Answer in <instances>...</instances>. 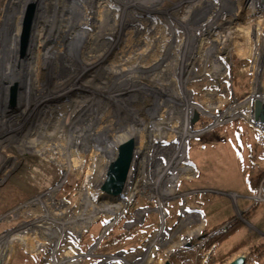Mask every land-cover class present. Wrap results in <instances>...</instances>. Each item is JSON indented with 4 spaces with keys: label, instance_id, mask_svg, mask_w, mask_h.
<instances>
[{
    "label": "rangeland",
    "instance_id": "rangeland-1",
    "mask_svg": "<svg viewBox=\"0 0 264 264\" xmlns=\"http://www.w3.org/2000/svg\"><path fill=\"white\" fill-rule=\"evenodd\" d=\"M34 1L0 0V70L16 20ZM39 1L46 11L38 4L24 54L17 41L15 69L25 73L0 92V246L10 241L3 264H23L19 249L36 264H182L184 256L203 263L207 254L194 239L207 223L243 221V205L256 203L243 198L246 165L251 145L264 151V131L242 114L260 95L261 73L264 87V0ZM232 54L248 60L238 84ZM129 122L152 125L161 144L143 148L123 194L107 197L99 184L114 136ZM180 139L185 158L174 172L168 164ZM164 169L167 180L158 183ZM255 198L245 220L253 228L229 237L216 255L248 235L261 244L256 255L264 249V197ZM119 226L134 231L99 249Z\"/></svg>",
    "mask_w": 264,
    "mask_h": 264
},
{
    "label": "trees",
    "instance_id": "trees-1",
    "mask_svg": "<svg viewBox=\"0 0 264 264\" xmlns=\"http://www.w3.org/2000/svg\"><path fill=\"white\" fill-rule=\"evenodd\" d=\"M231 62L234 65V72L232 74V78L234 83H239V74H237L238 68L241 66H245L248 63L247 59L239 58L236 54H232L231 56ZM260 69V68H259ZM262 82V73L258 76V80L254 81V83L257 84V86H254V90L259 88L261 86ZM257 99L264 100V96L261 95H254L250 96L246 101H250L252 103V106L249 108V111L243 112L242 116L245 115L249 118V120L254 119V103ZM205 122L202 121L201 124H204ZM255 125L262 129L264 131V124L260 122H255ZM244 131L247 133L249 131L248 128L245 130H238V141L240 142L243 138ZM0 139H3L0 137ZM5 140V139H4ZM259 143H255L254 145L250 146V160H249V166L247 169L248 172V184L250 187V190L252 193H258L261 191V196L264 197V151H261V154L259 155ZM259 147V148H258ZM256 207V204L253 208ZM242 217L244 219H248V214H243ZM146 222V219L144 223ZM240 220L239 219H231L228 221H224V223L219 225H206L203 229L201 235L194 239V243L196 245H200V252L202 255L210 253L212 248L215 245H218L222 243L225 239H227L232 233H234L239 225ZM33 225V224H32ZM34 226V225H33ZM134 229L126 230L123 228V226H119L116 230L110 231V233L101 241L99 249L108 250L111 249L118 244H120L122 241H124L128 236H130L133 233ZM10 242V241H9ZM7 242L6 244L0 246V264H3V259L5 257V253L7 252L6 245L9 244ZM28 244V243H26ZM261 245V244H260ZM246 246V242L242 241L239 244L232 247L229 251L226 253L219 255V256H213V252L211 251V254L208 258L205 259V264H227L230 262L236 255H238ZM259 245L252 246L248 249L247 254V261L246 264H249L253 261H259L264 256V249H261V252L257 254V257H255V254L257 253V250ZM22 251L25 255L24 263L28 264H36L31 259L36 256H30L27 253H25L23 250L19 249L17 251ZM23 263V264H24ZM182 264H202V259L196 260L194 256H184L181 258ZM41 264H45L44 259L41 260Z\"/></svg>",
    "mask_w": 264,
    "mask_h": 264
},
{
    "label": "bare ground",
    "instance_id": "bare-ground-1",
    "mask_svg": "<svg viewBox=\"0 0 264 264\" xmlns=\"http://www.w3.org/2000/svg\"><path fill=\"white\" fill-rule=\"evenodd\" d=\"M38 1V4L40 5V12H44V11H46L45 10V8L43 7V3H41V1H39V0H37ZM74 1V0H73ZM70 2H71V0H68V2H67V6H68V4H70ZM41 3V4H40ZM44 9V10H43ZM126 10V9H125ZM22 17V16H21ZM38 17V16H37ZM23 18V17H22ZM22 18H20L19 20H16L17 21V23L16 24H18L17 25V28H14L15 30L13 31V33H12V36H11V38H10V48H8L7 50H6V52H5V58H4V60H3V66H4V68L3 69H1L0 70V92H3V93H5L6 94V92H7V90L12 86L11 85V83H13L15 80H17L18 81V78H16V77H18V76H23V74L25 73V67H18L19 68V74L17 75V70L15 69V62H16V60H17V62H18V59L16 58V54H17V50H18V48H17V41H18V38H19V35H20V27H21V24H22ZM207 21H209V20H207ZM206 21V22H207ZM201 23V22H200ZM184 24H187V23H184ZM183 23H182V25H184ZM185 26V29H186V31H189L187 28H188V26H186V25H184ZM189 33V32H188ZM197 35H195V37H196ZM188 38V37H187ZM197 38V37H196ZM194 40H195V38H194ZM194 40H192V41H194ZM113 41V40H112ZM188 40H185L184 41V52H185V47H186V45H188ZM194 43V42H193ZM30 44V43H29ZM29 46V45H28ZM19 47V46H18ZM189 47V46H188ZM191 49V48H190ZM213 51V50H212ZM30 51H29V48L27 49V55H28V53H29ZM183 52V53H184ZM190 52V51H189ZM185 54V53H184ZM19 56V55H18ZM7 58H9V59H7ZM7 60H9V61H7ZM104 60V59H103ZM14 61V62H13ZM11 62L13 63V65L11 64ZM21 65H23L24 66V64L23 63H21ZM183 71H184V69H183ZM20 72H21V74H20ZM17 75V76H16ZM11 85V86H10ZM11 89V88H10ZM179 101V100H178ZM182 103V102H181ZM164 104H166V105H170V103H169V100L167 99L166 101H165V103ZM180 104V102L178 103V102H175L174 101V103L172 104V106H176V105H179ZM184 105H186L185 107H187V104H185L184 103ZM179 108V107H178ZM174 109H175V107H174ZM187 115V114H186ZM225 115H223V117H224ZM122 121V120H121ZM114 122V121H113ZM117 122V121H116ZM190 122H189V119L187 118V121H186V123H184V125H183V129H181V131H183L182 132V134H184L185 135V137H188L189 135H190V133H192V129H191V126H190V124H189ZM142 125V127H139V129H136V126H135V124H131V122H129V123H124L122 126H123V128H122V131L120 130V132L119 133H117L116 135H115V133H114V139H115V137H116V142L113 140V149H114V154H115V152H116V149H117V146L119 145V144H121V143H123V144H125L128 148H130V150L133 152V154H134V160H133V164H132V167H134V166H137V164H138V161H139V159H140V153H141V151L143 150V148L144 149H147L149 152L150 151H153V152H155V146L157 145V144H161V143H159L158 141V139L157 140H155V137H154V134H152V133H150L149 134V131H151V130H153L154 128H153V126L152 125H150V126H148V125H144V124H141ZM126 126V127H125ZM131 126V128H129ZM138 130V131H137ZM136 133V136L134 135L135 133ZM16 134V133H15ZM36 134V133H35ZM15 136V138L17 137V134L16 135H14ZM31 142V141H30ZM115 142V143H114ZM34 143V142H33ZM136 144H138L137 145V147H136V150H135V145ZM177 144V146H175V148L177 147V148H179L178 149V152L176 151L175 153H174V155L172 156V158H170V164H168V169H172V167H173V169H174V172H177L178 171V169H177V161H178V159L180 158V156L182 157V158H185V150H184V146H183V144H184V141H183V139H180V140H178V142H175L174 143V145H176ZM27 145V144H26ZM173 144H171V146H172ZM31 146V145H30ZM160 147H161V145H159ZM27 147V146H26ZM159 147V148H160ZM153 148H154V150H153ZM147 153V152H146ZM145 153V154H146ZM114 154H113V156H114ZM112 156V157H113ZM161 167V166H160ZM158 169V168H157ZM165 170V169H164ZM168 173V172H167ZM167 173H166V170H165V172L163 173L162 171L161 172H159L158 173V183H164L165 184V180H167ZM128 188V187H127ZM145 191H147V189H145ZM133 193L134 192H131V193H129V195H128V200L130 199V197L133 195ZM164 195H167V191H163L162 192ZM128 194V193H127ZM109 215H111V214H109ZM80 220V223H81V225L86 221V218H81V219H79ZM111 220L112 219H110V220H108V222L106 223V225H105V231H104V233L103 234H105L107 231H108V229H110V226H111ZM93 250V249H92ZM70 260H73V258L72 259H70ZM70 260H65L64 262H63V264H68L67 262H69Z\"/></svg>",
    "mask_w": 264,
    "mask_h": 264
},
{
    "label": "water",
    "instance_id": "water-1",
    "mask_svg": "<svg viewBox=\"0 0 264 264\" xmlns=\"http://www.w3.org/2000/svg\"><path fill=\"white\" fill-rule=\"evenodd\" d=\"M38 11V2H30L23 14L22 24H21V34L19 35V50L21 54H24L26 47L29 44L30 36L34 29V22L36 19V13ZM14 93H11V98H14ZM258 94L264 95V87L261 86L257 90ZM194 118L193 121H195ZM254 120L255 122H260L264 124V100L257 99L254 103ZM134 160V154L125 144L121 143L117 146L116 152L112 158L109 159L106 166L105 173L103 175L102 181L99 184V191L101 194L107 197H119L123 194L128 176L132 169V164ZM261 194V192H259ZM100 240V238L98 239ZM246 257L244 255H239L228 264H245ZM165 264H171L167 261Z\"/></svg>",
    "mask_w": 264,
    "mask_h": 264
},
{
    "label": "crops",
    "instance_id": "crops-1",
    "mask_svg": "<svg viewBox=\"0 0 264 264\" xmlns=\"http://www.w3.org/2000/svg\"><path fill=\"white\" fill-rule=\"evenodd\" d=\"M237 139V138H236ZM239 147V146H238ZM248 166H249V163H247V165H246V170L248 169ZM249 194H247V195H244L243 196V198H248V199H251V200H254L256 203H254L252 206H250L249 204H244L243 205V209H242V211L240 212L241 213V217H242V215L243 214H248V218L250 217V215H251V213L257 208V206H258V201H256V198H255V196L257 195V194H259V192L256 194V193H252L251 192V190H250V188H249ZM260 195V194H259ZM262 201H264V200H262ZM256 204V207L255 208H253L254 207V205ZM243 218V217H242ZM231 219H233V218H231ZM230 219V220H231ZM235 219V218H234ZM239 219V218H238ZM240 220V222H239V225H238V228H237V230L234 232V233H232L229 237H231V236H233L234 234H236V233H239L240 231H242L245 227H252L253 228V225H251V224H249V222H245V220L246 219H244L243 218V221L241 220V219H239ZM248 220V219H247ZM209 223V224H208ZM207 224L208 225H219V224H222V223H224V222H208ZM260 224H264V222H259ZM249 225V226H248ZM249 229H251V228H249ZM253 230V229H252ZM229 237L227 238V239H229ZM227 239H225L224 241H226ZM257 238L256 237H254L253 235H248V237L247 238H245V239H242L241 241H239L238 243H236L235 245H237V244H239L240 242H242V241H245L246 242V246H245V248L238 254V255H236L234 258H236L237 256H239V255H244L245 257H246V261H247V254H248V249L250 248V247H252V246H257V244H256V242H257ZM224 241H222V243L224 242ZM221 244V243H220ZM220 244H218V245H215L213 248H212V252H213V256H219V255H222V254H224V253H222V254H219V255H216L215 254V252H216V250H217V248H218V246L220 245ZM234 245V246H235ZM260 245V244H259ZM233 246V247H234ZM230 250V249H229ZM228 250V251H229ZM211 251H210V253H208L205 257H204V262L202 263V264H205V259L206 258H208L209 256H210V254H211ZM227 252V251H226ZM225 252V253H226ZM257 257V255L255 254V257L254 258H256ZM264 258V256L259 260V261H253V262H261V260ZM253 262H250L249 264H251V263H253ZM246 264V263H245Z\"/></svg>",
    "mask_w": 264,
    "mask_h": 264
},
{
    "label": "built area",
    "instance_id": "built-area-1",
    "mask_svg": "<svg viewBox=\"0 0 264 264\" xmlns=\"http://www.w3.org/2000/svg\"><path fill=\"white\" fill-rule=\"evenodd\" d=\"M100 1H102V0H100ZM89 16H90V14H89ZM89 16H87L88 18H87V22H85V23H83L84 24V26L82 27V29H84V30H86V29H90L89 28V23H88V21H91L92 20V18H90ZM82 23H80L79 25H83ZM84 33V32H83ZM86 34V33H85ZM87 34H89V33H87ZM83 39V38H82Z\"/></svg>",
    "mask_w": 264,
    "mask_h": 264
}]
</instances>
